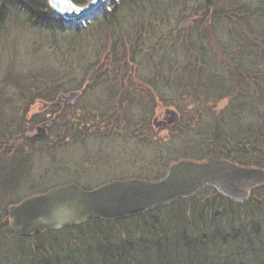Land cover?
Listing matches in <instances>:
<instances>
[{
  "label": "trees",
  "instance_id": "trees-1",
  "mask_svg": "<svg viewBox=\"0 0 264 264\" xmlns=\"http://www.w3.org/2000/svg\"><path fill=\"white\" fill-rule=\"evenodd\" d=\"M71 1L85 6L90 0ZM167 1L170 0H119L117 4H109L110 10L90 20L82 29L91 34L88 28L94 25L98 27L97 31L107 27L114 30L117 23L125 33L120 34L121 31L114 35L111 31L109 50L100 52L102 60L110 66L104 67L99 50H96L94 60L81 65L82 73L90 77L83 76L80 87L72 90L82 94L90 85L109 82L115 76L124 79L122 81L128 80L125 85L129 84L127 89L130 90L128 74L137 75L149 68V78H142L140 84L141 93L147 92L150 100L156 99L159 104L174 106L180 111L184 123L181 131L187 139L185 152H193L195 158H200L193 159L188 155L185 159L201 161L210 155L245 167L264 168L260 161L264 156V54L260 52L263 67L258 68L256 61L244 62L248 59L243 50L251 45L254 37H262L260 41L264 44V20H260L263 15L260 8L258 5L244 7L230 0L226 5L227 1L215 0L220 9L218 12L213 0H181L172 6ZM151 2L158 7L163 2L169 7L163 16L161 9L158 15L149 11L147 17H139L134 25V18L131 20L129 16H139L141 7L137 4L147 6ZM222 9L225 12L219 14ZM12 14H22L33 26L57 36L69 37L78 32L57 22L47 0H0V29ZM194 15L198 18L187 25L186 20ZM221 25L224 29L229 28L225 33L217 30L210 35L209 45L205 40L208 28L213 31ZM259 25L258 30L263 35L254 30ZM161 29L165 30L164 34L160 33ZM252 44L257 46L255 42ZM215 49L220 50V58L227 63L215 62ZM165 60L169 61L165 64ZM122 81L118 85L123 87ZM43 83L37 82L35 92L25 98L27 107L64 89L61 84ZM116 98L119 103L130 104V97L127 100L121 96ZM225 99L230 100L224 110L207 121L212 108ZM246 114L252 118L259 115V125L256 121L243 127L239 120ZM194 141L198 142L190 146ZM162 173L152 177L156 180ZM260 191H264V185L253 189L251 195ZM246 202L250 201L237 204L208 187L125 219L91 218L77 226L48 229L29 237L19 236L4 226L0 228V237L6 230L24 242L27 256H0V261L7 264H214L215 260L225 256L223 262L227 264L233 257L226 256L229 253L241 255L247 250L256 253L257 245L264 252V202L255 201L252 206H246ZM242 206L245 209L238 213ZM240 240L244 244L238 243ZM260 260L264 259L253 256L254 262ZM236 262L246 264L242 256H238Z\"/></svg>",
  "mask_w": 264,
  "mask_h": 264
},
{
  "label": "rangeland",
  "instance_id": "rangeland-1",
  "mask_svg": "<svg viewBox=\"0 0 264 264\" xmlns=\"http://www.w3.org/2000/svg\"><path fill=\"white\" fill-rule=\"evenodd\" d=\"M180 1L170 0L167 3L172 6L173 4L178 5ZM192 1L194 2V0ZM219 1H227L226 5L229 2V0ZM213 2L219 12V6L215 0ZM230 2H235V4L239 2L244 7L250 8H254L252 5H258L262 16H264V0H230ZM111 3L117 4L119 0H113L109 4ZM137 5L141 7L138 12L139 16H129L130 19L134 18V25H137L139 17H147L149 11L158 15L159 9H161V16H163L169 7L163 2L160 7L153 2L147 3V6L144 4ZM49 7L51 8L50 5ZM110 8L111 6H108V10ZM212 10L213 7L211 12ZM51 12L53 14L52 8ZM224 12L225 9H222L219 14ZM262 16L260 17L261 21L264 20ZM54 18L59 24H63L66 28L72 27L78 32L69 34V37L57 36L33 26L22 14L8 16L4 26L0 29V140H3L1 141L3 148L1 149L2 161L0 162V220L3 219L2 216H5L8 206L51 187L76 183L90 188L108 183L112 179H126L145 174H148L145 175L146 180H155L152 176L162 172L163 169L165 171L173 161L185 159L188 155H191L193 159L195 158L193 152L186 154L184 149L187 147V139L184 136L185 133L183 134L181 131L184 123H182L180 111L174 106L159 104L156 99H151V101L147 92L146 94L141 93L140 84L142 78L145 80L149 78L147 77L151 73L149 68L139 71L137 75L128 74L131 83L130 90L127 89L129 84L128 86L125 85L129 81H117L118 76L110 79L113 83L100 81L98 84L90 85L82 93L83 96H80L69 110L66 109L64 124L65 127L66 125L70 126L68 129L70 132L65 136V141L61 145L63 147L58 146L57 152L54 154L46 149L45 140L43 143L32 146L28 145L29 143L26 144L24 135L33 134L34 128L31 121H23L38 114V110L36 105L35 107L32 105L27 107L28 104L24 100L35 92L34 88H36L37 82L61 84V88L68 90L66 93L73 91V88H79L80 82H83L81 79H84L83 76H85L84 72L82 73L81 65L93 61L94 55L97 53L96 50H99V57L101 60L103 59L100 52H103L104 49L109 50L111 31L114 35L121 31L120 34L125 33V30L119 28V23L116 24L114 30L107 27L97 31L98 27L94 25L88 28L91 30V34L82 29L87 24L78 26L76 20L69 23L64 22L60 17L54 16ZM197 18L196 15L190 16V19L186 20V24L188 25L192 19ZM210 22L211 18L209 17L208 25ZM224 25H221V28H215L213 31L208 28L205 40L207 39L209 45H211L212 40L210 35L217 33V30L225 33L224 31L229 28L224 29ZM213 27L217 26L213 25ZM72 28L67 29L72 30ZM259 28L260 25L254 29L255 32L263 35L258 30ZM164 31L161 29L160 33L164 34ZM261 38H252L251 45L243 49L246 51L245 57L248 59H245L244 62L254 63L256 61L258 68L263 67L259 59L260 52L264 54V44H261ZM254 42L257 46L252 44ZM219 52L220 50L216 49L214 51L215 62L227 63L225 59L220 58ZM166 61L169 60H165L164 63ZM100 62L106 68L110 66L106 60ZM85 77L90 76L86 75ZM121 81L123 87L118 85ZM117 96L124 97L126 100L127 97H130L129 105L126 106L123 103V109L128 111V115L125 112L121 113L122 118L128 121V126L122 127L123 125L120 124L119 128L111 133L108 131L99 132V130L81 126L86 123L94 124L97 119H101L99 117L103 116L106 111L110 110L112 114L113 105L119 103ZM229 100H221L217 106L213 107L211 114L206 118L207 121L213 120V117L222 112ZM118 107L117 109H119ZM167 109H172L177 115L168 114L167 116L165 112ZM154 116H160V118L164 116L165 122L158 124L161 126H155L152 122ZM171 119L173 121L169 122ZM239 121H242L243 127L248 123H256V121V124L259 125L260 117L257 115L252 118L246 114ZM141 122L145 124L143 128ZM21 123L22 126L19 127ZM256 124H252V126ZM12 132L14 133L12 134ZM78 132L82 136L75 138ZM262 139L264 140V136ZM4 140L6 141L4 142ZM197 142H190V146L196 145ZM262 145H264L263 141ZM208 156L210 155H206L204 158ZM260 161L264 163V156ZM259 168L264 170L262 167ZM263 192L260 191L251 195L250 199L247 200L250 202H246V206L255 201L264 202ZM244 209L245 207L242 206L238 208L237 212L240 213ZM1 233L0 256H27L26 245L23 247L24 242L19 241L6 230ZM262 238L264 239V235ZM238 243L244 244V241L240 240ZM256 248V253L247 250L241 255L236 252L227 254L226 256H233L227 264H237L238 256H242L246 264H263L264 260L253 261V256L264 259V252L261 247L257 245ZM224 258L215 260V263L224 264ZM0 264L7 263L0 261ZM8 264H13V262Z\"/></svg>",
  "mask_w": 264,
  "mask_h": 264
},
{
  "label": "water",
  "instance_id": "water-1",
  "mask_svg": "<svg viewBox=\"0 0 264 264\" xmlns=\"http://www.w3.org/2000/svg\"><path fill=\"white\" fill-rule=\"evenodd\" d=\"M110 1L91 0L85 6L71 0H48V3L56 17L88 22ZM165 112L167 116L177 115L172 109ZM43 136L44 129L32 139ZM263 184L264 170L240 167L229 160L209 156L201 162L184 160L170 165L164 176L155 181L115 180L92 189L76 184L56 186L8 206L6 221L17 235L29 237L48 229L77 226L91 218L125 219L192 196L207 187L241 203L249 197L251 189Z\"/></svg>",
  "mask_w": 264,
  "mask_h": 264
},
{
  "label": "flooded vegetation",
  "instance_id": "flooded-vegetation-1",
  "mask_svg": "<svg viewBox=\"0 0 264 264\" xmlns=\"http://www.w3.org/2000/svg\"><path fill=\"white\" fill-rule=\"evenodd\" d=\"M120 80H124V79H117V81H120ZM66 91L68 90L66 89L59 90L58 92L52 94L50 98L38 100L34 104H32V107H35V105L37 106L36 108L38 110L37 111L38 114L34 115L36 116L35 118H30L29 120L26 119L33 123V128H34L33 134L24 135V138H26L25 139L26 144L29 143L28 145L32 146L34 144L43 143L45 140L46 149L50 150L51 154H54L55 152H57V147L61 146L64 143L66 134L70 132L68 130L70 129V126L66 125L65 127V124H64L65 123L64 119H66V117L64 116L65 111L66 109L69 110V108L72 105H74L75 101L80 96H83L80 91H76L77 92L76 95L72 94V92H75V91H71L70 93H66ZM123 103L127 104V102H122L120 104L113 105V107L111 106L113 110L112 114L110 110L106 111L103 115L104 116L103 118H101L102 117L101 116L99 117L101 119H97V120L95 119L96 121L94 124L86 123L81 126H86L87 128L99 130V132L108 131V133L115 132V130L119 128L120 124L123 125L122 127L128 126V121L126 119H123L121 115V113L123 112H125L126 114L128 113L127 110L123 109ZM117 107L119 109H117ZM152 122H154L155 126H161L158 124L165 122L164 116H162L161 118L160 116H154L152 119ZM143 126L144 125H142V128ZM162 127L165 128V126H162ZM42 129H44L45 131V136L36 137L35 139H32V137L35 134L41 133ZM81 136L82 135L78 132V134L75 135V138L81 137ZM114 137H111V138H114ZM116 179H120V178H116ZM112 180H115V179H112ZM71 184H76V183H71ZM77 185L80 186L79 184ZM80 187L87 188V189L89 188V187H84V186H80ZM6 217L7 215H5L4 217L2 216L3 219L0 220V228L4 226L6 227L10 226L8 221H6Z\"/></svg>",
  "mask_w": 264,
  "mask_h": 264
},
{
  "label": "bare ground",
  "instance_id": "bare-ground-1",
  "mask_svg": "<svg viewBox=\"0 0 264 264\" xmlns=\"http://www.w3.org/2000/svg\"><path fill=\"white\" fill-rule=\"evenodd\" d=\"M73 2V1H72ZM75 4V3H74ZM82 21L84 20V19H81ZM81 20H78V22H77V20H76V25L79 23V22H81ZM256 139V138H255ZM184 160H191V159H177V160H175V161H173L172 163H170L169 164V166L170 165H173V164H176V163H178V162H180V161H184ZM196 162H199L198 160H196ZM238 165V164H237ZM168 166V167H169ZM238 166H240V167H243V166H241V165H238ZM168 167L166 168V170L164 171V169H163V173H162V175H161V177H163L164 176V174L166 173V171H167V169H168ZM250 168H258V169H260L259 167H254V166H251ZM145 175H148V174H145ZM145 175H135V176H133V177H131V178H128V179H134V180H144V181H146V179H145ZM117 180H122V179H117ZM112 181H114V180H112ZM147 181H150V180H147ZM69 185V184H68ZM101 185H103V184H101ZM264 185V184H263ZM262 185V186H263ZM78 186V185H77ZM98 186H100V185H98ZM215 189V188H214ZM144 211H142L141 213H143ZM141 213H139V214H137V215H140ZM137 215H135V216H137ZM131 217H133V216H131Z\"/></svg>",
  "mask_w": 264,
  "mask_h": 264
}]
</instances>
